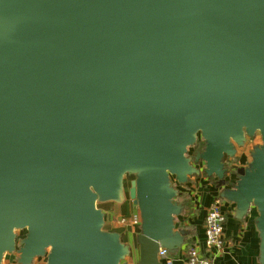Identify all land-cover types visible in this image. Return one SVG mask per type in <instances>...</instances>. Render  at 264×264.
Segmentation results:
<instances>
[{
	"label": "water",
	"instance_id": "95a60500",
	"mask_svg": "<svg viewBox=\"0 0 264 264\" xmlns=\"http://www.w3.org/2000/svg\"><path fill=\"white\" fill-rule=\"evenodd\" d=\"M203 175L255 210L264 264V0H0V264H128L100 208L127 195L138 264H164L191 235L173 179Z\"/></svg>",
	"mask_w": 264,
	"mask_h": 264
},
{
	"label": "crops",
	"instance_id": "0c3cea01",
	"mask_svg": "<svg viewBox=\"0 0 264 264\" xmlns=\"http://www.w3.org/2000/svg\"><path fill=\"white\" fill-rule=\"evenodd\" d=\"M246 149L247 145L244 147V150ZM240 150L238 149V152ZM237 158L240 165L243 166L245 159L243 157L241 159L240 156ZM183 187L181 192L190 198L192 213L190 216L180 217L177 224L183 223L184 226L190 229L191 235L188 238V243L203 246L206 241L205 219L208 209L213 201L219 198L220 190L216 184L204 175L191 178L189 183ZM112 206L118 209L117 216H125L137 211L130 199H127L123 206L115 204H112ZM225 208L228 212L226 239L222 255L218 254L216 256V264H259L260 239L255 227V219L257 217L255 210L252 209L249 216L240 223L234 219V206L226 203ZM134 239L131 238L128 243L133 242ZM183 251L184 248L176 257H170L172 264H182ZM215 251L214 249L208 251V254L211 252L216 253ZM17 259V255H6L3 264H17ZM39 262L41 261L35 260L33 264H39ZM163 263L165 264V262Z\"/></svg>",
	"mask_w": 264,
	"mask_h": 264
},
{
	"label": "built area",
	"instance_id": "2783aa9c",
	"mask_svg": "<svg viewBox=\"0 0 264 264\" xmlns=\"http://www.w3.org/2000/svg\"><path fill=\"white\" fill-rule=\"evenodd\" d=\"M228 166V172L225 176V188L233 189L237 182L238 176L236 174L238 166L235 162H230ZM173 183L178 188L179 185L174 181ZM225 206L226 203L219 198L215 199L210 205L205 219L206 241L203 246L187 243L183 251L182 264H216V256L218 254L222 255L226 239L228 212ZM113 222L120 226L124 233L137 235L141 224V218L139 213L135 211L129 215L115 217ZM17 234L18 241L23 239L24 234ZM213 249L216 250V253L211 252L208 254V251H212ZM158 258L161 262H165V264H172L168 251L165 249L161 248L159 250ZM37 260H44V262H46V258H39Z\"/></svg>",
	"mask_w": 264,
	"mask_h": 264
},
{
	"label": "rangeland",
	"instance_id": "374dc122",
	"mask_svg": "<svg viewBox=\"0 0 264 264\" xmlns=\"http://www.w3.org/2000/svg\"><path fill=\"white\" fill-rule=\"evenodd\" d=\"M262 144V141H261V137L258 135L255 139L253 140H249L246 145H247V149L244 150V147L241 148V150L237 153V157H242L245 159V161H243V166L240 165V163H236L237 166L239 167H246L252 160L251 158V154L254 150V148L256 146H259ZM227 164V167H229V161L226 163ZM174 180V179H173ZM128 182L126 183V186L127 187H130V178H128L127 180ZM174 182H176L174 180ZM178 186V185H177ZM184 187L183 186H178V189L181 191V189H183ZM100 208L103 210V212L105 213L106 215V226H105V229L110 231V232H119L121 235L124 234V232L122 231V228L118 225H116L114 222H113V219H115L114 217H118L117 213H118V209L115 208L114 206H112V204L110 205H106V206H100ZM21 235H23L22 233H20ZM123 236V235H122ZM133 237V236H132ZM128 239L126 237H123V242H126L128 243ZM129 244V243H128ZM131 248H132V254L131 256L126 260V262L128 264H138L139 262V246L137 245L136 241L135 242H132V245H131ZM37 260V259H36ZM40 264V262H39ZM41 264H46V262H44V260L42 261L41 260Z\"/></svg>",
	"mask_w": 264,
	"mask_h": 264
},
{
	"label": "trees",
	"instance_id": "16d2710c",
	"mask_svg": "<svg viewBox=\"0 0 264 264\" xmlns=\"http://www.w3.org/2000/svg\"><path fill=\"white\" fill-rule=\"evenodd\" d=\"M201 143V144H200ZM200 146H204V144L202 143V142H198L195 146H194V148L195 149H198ZM229 161V163L230 162H235V163H238V158H237V156H236V158L235 159H232V160H230V159H226V162H228ZM225 166L227 167V164L225 163ZM208 179H210L214 184H216V180L214 179V178H208ZM180 204H182L183 206H184V208H185V212H184V214L182 215V216H190L191 215V208H192V206H191V201H190V198H188L185 194H183L182 192H180V196L178 197V200H177ZM181 216V217H182ZM115 218V217H114ZM114 220V219H113ZM178 222V221H177ZM107 223V222H106ZM178 227L179 228H186L187 230H189L190 231V229L189 228H187L186 226H184V224L182 223V224H180V225H178ZM191 232V231H190ZM123 236H122V240H123V237H126L128 240H130L131 238H135L134 240H133V242H135L136 241V236L137 235H133V234H130V233H124V234H122ZM133 236V237H132ZM135 236V237H134ZM189 238V237H188ZM188 238H187V240H186V244L188 243ZM124 243H126V242H124ZM126 244H128V243H126ZM129 245H132V241H131V243H129Z\"/></svg>",
	"mask_w": 264,
	"mask_h": 264
},
{
	"label": "flooded vegetation",
	"instance_id": "af4514ba",
	"mask_svg": "<svg viewBox=\"0 0 264 264\" xmlns=\"http://www.w3.org/2000/svg\"><path fill=\"white\" fill-rule=\"evenodd\" d=\"M248 141H249V140H248ZM248 141H247V142H248ZM200 144H201V143H200ZM203 149H204V146H200L198 149L192 148V149L189 150V156L193 158L196 154L201 153V152L203 151ZM225 163H227L226 160H225ZM227 168H228V167H226V169H227ZM239 168H241V167L238 166L237 171H238ZM236 175H237V174H236ZM128 178H130V182L133 180V178H131V177H127V178H126V181H125V186H126V183L128 182V181H127ZM173 181H174V180H173ZM128 189H129V187L126 186V190H127V191H128ZM127 191H126V193H127ZM127 199H129L128 195H127ZM21 233L25 235L24 232H21Z\"/></svg>",
	"mask_w": 264,
	"mask_h": 264
}]
</instances>
